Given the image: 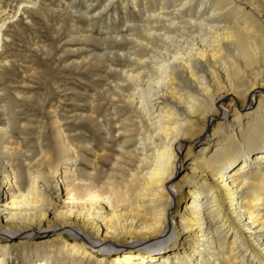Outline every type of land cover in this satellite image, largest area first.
Wrapping results in <instances>:
<instances>
[{
	"label": "bare ground",
	"instance_id": "obj_1",
	"mask_svg": "<svg viewBox=\"0 0 264 264\" xmlns=\"http://www.w3.org/2000/svg\"><path fill=\"white\" fill-rule=\"evenodd\" d=\"M7 1L0 51L16 13L37 2L35 12H48L43 0ZM117 2L138 16L85 70L96 92L84 93L79 127L55 108L49 143L27 128L32 119L18 132L0 123V264L47 226L38 264H264V0H104L94 9L108 19ZM208 136L212 149L192 155L182 192L177 168Z\"/></svg>",
	"mask_w": 264,
	"mask_h": 264
},
{
	"label": "rangeland",
	"instance_id": "obj_2",
	"mask_svg": "<svg viewBox=\"0 0 264 264\" xmlns=\"http://www.w3.org/2000/svg\"><path fill=\"white\" fill-rule=\"evenodd\" d=\"M0 1L6 4L5 1L7 0ZM43 1H40V6L43 5L47 9L48 12H44V14H47L46 17L35 12L34 9L38 6L37 2L34 5L35 7L33 6L34 9L31 6L32 8L24 13H16L17 16L12 21L9 20L10 22L4 28V32L8 37H4L5 39L0 51V54L7 56L0 68V123H4L5 120L9 121L10 127L15 132H18L20 131L18 126L24 125L23 121L32 119L33 125L27 128H35L37 132H42L49 143L53 136V129H51L50 123L51 109L53 108L54 110L55 108L60 116H67L66 119H63L64 121L61 120V123L65 122L66 125L79 127L82 123V120L78 119V115L82 113L80 106L83 107L86 104L84 93L88 92L93 97V94L96 92L91 86L86 85L85 88L84 82L86 84L90 80L89 70H85L95 61L93 56L97 53L101 55L107 51L112 52L113 49H116L113 47L114 43L110 39H113L115 32H125L126 21L124 19L130 18L132 15L138 16V13H135L133 10L131 11L130 5H127L130 9L129 12L125 11L122 9L124 4L117 2L116 7L110 10L109 18L107 19L104 14L102 17L98 16L99 13H103L100 8H97L98 10L94 9L95 6H100L104 0ZM7 2L9 4V1ZM87 2L91 3V8H86ZM13 4L14 2H10V5ZM99 10L100 12H98ZM81 11H84V13ZM81 14H87L84 15L85 17H96V20L88 24ZM87 36H91L92 41H87ZM0 44L2 45V42ZM87 56L88 58H86ZM81 58H85L82 64L79 63L82 60ZM93 77L92 79H94ZM16 92H19L21 95H18ZM9 116L13 121L11 120L10 122ZM14 118L17 120H14ZM217 119L220 118L217 117L215 120ZM12 122L13 124L17 123V126L13 125ZM78 132L76 130L73 134H77ZM207 132L210 133L211 131L207 130ZM214 139L215 137L208 136L206 139L195 143L190 155L177 168L178 170L172 184H180L182 192L189 185L185 182V178L192 177L188 166L192 155L203 146H206L208 151H211V144ZM184 150L181 149V153ZM78 162L79 160L76 161V163ZM180 207L179 204L177 206L178 210H180ZM48 227H45V230L36 229L33 231V234L29 235L31 236L29 239L21 238L28 241L25 247L26 251L24 250L23 252L21 249H17V253H15L16 248L11 247L10 252L13 255L7 258L8 264H38V260L44 258V252L47 250L36 247V242L42 240L40 237L45 236ZM4 231H8L10 233L9 236L18 232L22 234L26 233V231L29 232V230L21 228H7ZM49 262L51 264H70V259L62 260L53 257L49 259Z\"/></svg>",
	"mask_w": 264,
	"mask_h": 264
}]
</instances>
